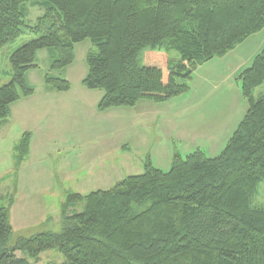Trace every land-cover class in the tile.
Wrapping results in <instances>:
<instances>
[{
	"label": "trees",
	"instance_id": "16d2710c",
	"mask_svg": "<svg viewBox=\"0 0 264 264\" xmlns=\"http://www.w3.org/2000/svg\"><path fill=\"white\" fill-rule=\"evenodd\" d=\"M27 1L0 0V48L35 35L9 54L0 123L11 103L35 92L27 73L38 67L40 49L49 54L45 84L65 91L70 82L54 71L70 65L75 44L88 39L81 83L102 90L96 108L105 110L185 94L199 65L264 28V0H36L45 11L33 24L23 20ZM244 68L236 78L248 107L221 152H175L167 170L147 158L143 172L110 188L71 192L58 232L18 237L12 246L9 205H0V264H38L52 248L64 260L51 264H264V203H251L264 177V92L254 96L264 88V47ZM21 134L15 170L30 147V132ZM81 201V211H68Z\"/></svg>",
	"mask_w": 264,
	"mask_h": 264
},
{
	"label": "rangeland",
	"instance_id": "374dc122",
	"mask_svg": "<svg viewBox=\"0 0 264 264\" xmlns=\"http://www.w3.org/2000/svg\"><path fill=\"white\" fill-rule=\"evenodd\" d=\"M35 1L28 0L26 3L27 15L23 19L26 24L35 23V19L45 11L41 5L35 4ZM33 37V33L26 32L7 41L0 48V85L10 80L9 54ZM261 42H264V31L247 37L229 51L230 53L221 57L222 59H212L199 65L189 81V90L167 102L166 107L169 108L170 104L175 102L176 106L173 108H176V111L186 105L194 106L195 130L205 129L204 134L212 133L213 137L188 139L186 125L181 123L182 129H185L181 132L180 124L177 121L170 124L167 118L154 125L150 123L151 126L145 128L135 123L133 128L124 124L115 129L113 126H107L105 121L98 137L87 139L93 131L78 130L70 134L79 133L85 136L84 138L67 143H47L45 151L40 150L39 157L35 160L37 171H41L37 180L34 183L23 180L19 184L11 145L16 140L12 141V135H5L8 127L0 128V205H9L8 214L14 224L7 245L12 246L18 237L48 229L58 232L61 227V204L66 202L69 193L87 194L95 189L110 188L127 175L143 172L147 158L155 167L167 170L175 152L183 157L198 147L210 157L221 152L233 131L229 126L233 127L232 123L241 120L248 107V102L240 91V80L236 77L248 65L245 64V59L261 50V47L257 46ZM168 55L172 59L179 56L173 48L168 50ZM47 61L48 59L41 61V69L34 70L36 84L41 80L42 70L49 67ZM238 65L241 69L236 72ZM254 90V96L257 97L264 92L263 85ZM99 125L100 122L93 123L95 130ZM141 131L146 133V142L142 140ZM196 134L200 136L201 132L196 131ZM255 192L251 200L252 205L264 203V177ZM12 201L13 203H10ZM83 206L84 201H81L70 206L68 211H81ZM15 253L18 257H27L23 251L17 250ZM40 258L38 264L64 260L61 252L55 248L41 252Z\"/></svg>",
	"mask_w": 264,
	"mask_h": 264
},
{
	"label": "crops",
	"instance_id": "0c3cea01",
	"mask_svg": "<svg viewBox=\"0 0 264 264\" xmlns=\"http://www.w3.org/2000/svg\"><path fill=\"white\" fill-rule=\"evenodd\" d=\"M263 31L264 28L254 34ZM257 46L262 49L264 47V42L257 44ZM91 47L92 44L88 40L76 43L73 51V62L64 67V69L54 71L56 75L63 78L65 77L70 82V88L65 91H57L49 88L45 84L43 77H41L39 84H36V78L33 76L34 70L41 69L40 62H44L49 58L47 50L40 49L37 51L36 60L38 67L30 69L27 73L28 81L30 84H33L35 92L30 96L21 97L11 103L9 116L4 122L0 123V128L8 127L7 131H5V135H12V141H17L21 137V133L24 131H28L31 134L28 154L18 167L19 169L16 175L19 184H21L23 180L33 181L32 183L37 180L36 178L39 177L41 171H37L35 160L38 159V153L40 150L42 152L45 151L47 143L49 144L51 142V144H54L57 141L60 143H67L72 140H78V138H84L85 136L79 133L74 135L70 134L71 132H77L78 130L91 129L93 133L91 136L86 137L87 139L92 136L98 137L105 121L107 126H113L115 129L122 127L124 124L133 128L135 123L141 125L142 128H145L150 127V123H153L154 125L156 122H160L163 118H167L168 123L170 124H175L177 121L178 124H180V127L181 123L186 125V129H188L186 138L188 139H198L202 136L206 138L213 137L212 133L204 134L206 131L205 129L200 130L197 128L195 130V126L193 125L195 121V115H193L195 107L191 104L186 105L177 111L175 110L176 108H173L176 106V104H174L175 102L170 104V108L166 107L167 102H170L173 99L167 100L166 102H153L154 104L152 101L144 99L136 102L133 106L111 107L105 110H98L96 106L102 95L101 89H89L81 83L87 73L85 58L87 51ZM227 54L228 53L225 55ZM221 57L219 58L222 59ZM253 57L254 56H248L244 61L246 62L245 64L249 65V62L252 61ZM46 63L48 64V61ZM236 67V72H238L241 69V66L238 65ZM48 68L49 67H45V69L42 70V76ZM239 121L240 120H237L236 123H232L234 125L233 127H230L231 125L229 126L230 130L234 131ZM95 122H100V125L96 130L93 126V123ZM171 127L175 130L173 126ZM180 131L183 132L185 129L183 130L181 127ZM196 131L201 132L200 136L196 134ZM140 134L143 135V142H146V133L141 131ZM13 144L11 145L13 146ZM10 211L11 210H9V212ZM9 223L12 227L14 226L13 222L10 221V214Z\"/></svg>",
	"mask_w": 264,
	"mask_h": 264
}]
</instances>
